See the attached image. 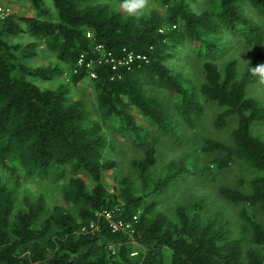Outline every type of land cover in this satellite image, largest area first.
<instances>
[{"label": "trees", "instance_id": "16d2710c", "mask_svg": "<svg viewBox=\"0 0 264 264\" xmlns=\"http://www.w3.org/2000/svg\"><path fill=\"white\" fill-rule=\"evenodd\" d=\"M28 1L34 15L0 20V264H264V137L254 130L264 101L251 93L259 80L251 69L264 63V0H154L139 19L122 0H53L54 14L44 0ZM22 34L30 40L10 39ZM240 48L254 54L243 69ZM180 50L183 68L171 63ZM42 51L55 56L50 64L25 63ZM65 70L74 86L95 73L98 119L84 122L85 101L63 87L29 79ZM206 105L219 108L212 131L231 128L228 137L202 135L197 153L153 179L158 141L178 144L205 128ZM106 127L142 152L132 162L137 178L114 190L103 179L117 165ZM199 154L211 156L197 170L206 176L235 165L253 171L218 186L236 208L233 221L206 212L204 197L178 205L175 218L156 209L152 196L191 178ZM29 178L64 179L61 202L49 205L43 193L18 202L15 186Z\"/></svg>", "mask_w": 264, "mask_h": 264}, {"label": "rangeland", "instance_id": "374dc122", "mask_svg": "<svg viewBox=\"0 0 264 264\" xmlns=\"http://www.w3.org/2000/svg\"><path fill=\"white\" fill-rule=\"evenodd\" d=\"M46 7L50 10L51 14L56 12L53 0H44ZM151 7L154 6V0H150ZM0 5H2L6 11L18 13L20 15H34L35 11L32 8L28 0H0ZM56 15V14H55ZM31 36L29 34H22L19 37H11L13 41L25 42L30 40ZM177 60L171 61L173 65H178L179 68H183V64L180 62V56L183 53L182 50L179 51ZM241 64V68L245 67L248 61L254 59L253 52H249L244 49H239L235 54ZM55 58L53 54H48L45 52H39L34 58H26L25 63L27 65H48L51 63L52 58ZM188 70L192 74V68L187 65ZM71 72L65 70L63 73L54 74L52 78H44L39 75L29 76V79L37 84L42 89H58L63 87L65 90L69 91V97L73 99L81 98L86 103V114L84 117V122L88 123L90 120L98 119L97 112V100L96 91L92 82V75H89L84 80H82L78 86H74L70 83ZM251 93L264 101V82H261L260 78L256 82L255 86L251 88ZM207 110V123L205 128L200 130L189 129L187 136L178 144H175L170 138H161L156 144L157 147V163L152 170V178L157 179L162 176L165 172L167 164L171 160H179L187 153H197V148L194 144V140H198L203 135H213L215 137L227 138L231 128H225L221 131H212L213 128L210 126V120H212V114L216 112L219 108L216 105H206ZM137 117L141 119L142 117L135 110ZM255 125V123L253 124ZM254 127V126H253ZM109 133V138H115L116 142L114 144L109 143L107 147V154L109 157L117 161L115 168L108 170L104 174V182L107 184L110 190H114L118 185L120 179L124 177L137 178L136 171L133 167V160L135 158H140L142 152L138 149L130 139H125L120 133L111 131L110 128L106 127ZM197 130V132H196ZM262 137H264V123H259L254 129ZM201 134V135H199ZM199 136V137H198ZM200 160L197 163V167H194V172L189 174V179H180L175 184L163 192L155 193L152 196V200L156 202V209L166 212L171 218L176 217V207L183 204H191L200 198H205V211H221L227 217L231 218L233 221V216L236 214L235 207L232 204H227L222 200L218 193V186L222 183H238L239 179L251 178L254 173L250 168L244 165H235L229 169L219 171L212 170L206 175L197 173V170L203 167L205 162L210 160L211 156L209 154H199ZM79 174L85 177L88 183L92 180L86 175L84 171H80ZM49 181V180H48ZM46 180H37L35 178H29L23 180L18 186H15V195L18 202L23 200L25 195H31L32 197L39 195L41 193L45 194L46 200L49 205L61 202L62 194L60 191L61 184L64 179H60L57 183H51ZM139 248H136L133 254H137Z\"/></svg>", "mask_w": 264, "mask_h": 264}, {"label": "clouds", "instance_id": "9594fccd", "mask_svg": "<svg viewBox=\"0 0 264 264\" xmlns=\"http://www.w3.org/2000/svg\"><path fill=\"white\" fill-rule=\"evenodd\" d=\"M120 7L130 17L137 19L146 14L150 10V0H122ZM253 75H258L261 82H264V63L259 64L251 69Z\"/></svg>", "mask_w": 264, "mask_h": 264}, {"label": "built area", "instance_id": "2783aa9c", "mask_svg": "<svg viewBox=\"0 0 264 264\" xmlns=\"http://www.w3.org/2000/svg\"><path fill=\"white\" fill-rule=\"evenodd\" d=\"M7 13H8V11H6V9L2 5H0V20L3 19ZM88 36H91V33L90 32L88 33ZM97 49L100 52H103V55H106L107 54L106 51H105V49H104V47L102 45L97 46ZM129 58H130V60H132L133 59V55L130 54ZM84 59H85V56L84 55H81V58L79 60L80 64L85 61ZM88 67L89 68H92V63H89L88 64ZM90 75H92V77H94L95 76V73L91 70ZM107 216L108 217H111V215L109 213L107 214ZM114 227L116 229H120V228H126L127 229V228H130V225H125V224H123V222H116L114 224Z\"/></svg>", "mask_w": 264, "mask_h": 264}]
</instances>
